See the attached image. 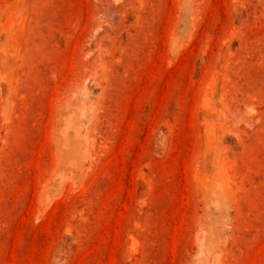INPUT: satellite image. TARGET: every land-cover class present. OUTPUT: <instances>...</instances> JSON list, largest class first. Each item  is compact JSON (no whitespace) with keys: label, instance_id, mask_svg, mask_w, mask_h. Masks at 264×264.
Returning <instances> with one entry per match:
<instances>
[{"label":"rangeland","instance_id":"rangeland-1","mask_svg":"<svg viewBox=\"0 0 264 264\" xmlns=\"http://www.w3.org/2000/svg\"><path fill=\"white\" fill-rule=\"evenodd\" d=\"M0 264H264V0H0Z\"/></svg>","mask_w":264,"mask_h":264}]
</instances>
